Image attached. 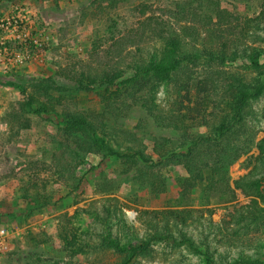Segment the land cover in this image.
Returning a JSON list of instances; mask_svg holds the SVG:
<instances>
[{"label": "rangeland", "instance_id": "374dc122", "mask_svg": "<svg viewBox=\"0 0 264 264\" xmlns=\"http://www.w3.org/2000/svg\"><path fill=\"white\" fill-rule=\"evenodd\" d=\"M263 2L0 0L45 33L36 60L0 68V225L18 230L0 264H205L186 240L215 264L264 262V91L239 113L228 93L264 81ZM219 10L235 36L212 43ZM221 44L225 62L202 51ZM210 128L240 157L227 184L189 185L174 155Z\"/></svg>", "mask_w": 264, "mask_h": 264}, {"label": "trees", "instance_id": "16d2710c", "mask_svg": "<svg viewBox=\"0 0 264 264\" xmlns=\"http://www.w3.org/2000/svg\"><path fill=\"white\" fill-rule=\"evenodd\" d=\"M235 19L236 18L232 17L231 14H229L228 12L225 11L216 12L215 17L212 18L213 23L211 22L213 28L211 29L209 28L210 26H208V31H206L208 33L207 35H205L207 40L210 39L212 40V43H214L215 41L221 39L225 31H228L226 32L228 35L235 36L233 31L234 29H232V25H234L233 23L235 22ZM257 20L260 19L256 18V21ZM206 50L207 51H205V49H202V51L205 52V56L215 55L213 53L216 54L219 53L218 54L219 57L217 56L218 59L223 62L227 61L225 56L226 46L224 44H221L220 48H216V50L214 48L213 49L209 48ZM200 58H202V56H200ZM148 67H150V69L143 70L142 76L139 80H136V82L134 80H131L133 86H138V84H140L142 81L144 84L146 82V77L149 75V72L152 69L155 72L156 71L161 72V69L158 68V66H150L149 64ZM116 78H117L116 75H113L112 78L107 80V83L109 84L115 83V80H117ZM196 87H197L196 88L197 95L205 94L210 91V88L207 86V83L205 81H198L196 83ZM214 89H215L214 87H211V91H213ZM234 91L235 92L229 90L228 93H229V97L232 98L233 108L239 113L245 108V105L249 100L257 99L262 94V92L264 91V81L258 79L254 84L246 86L245 88H238ZM189 94H191V90L189 91ZM202 98H203L202 100L204 101L205 97ZM203 101L202 102L197 101V103L195 104V108H197L200 105L201 107H205L203 108V110H205L206 112L208 109V105L205 104ZM83 122L87 124V122L84 119L77 116V118L73 120L74 123L73 125H82L84 124ZM211 133L215 134V138L214 137L212 138L210 136ZM222 134L223 132L219 131V129L212 128L211 130L210 128V130L206 131L205 133H199L197 138L192 137L191 140L189 141L190 142L189 146L186 148V152L174 155L178 157L179 163L185 165L188 173H194V175L186 181L187 184L190 185L193 183L195 184L202 182L204 183L205 181H214V180L220 182L221 184L223 183L227 184V180H226L227 170L231 166V164H233L238 159V157H240V153L239 154L235 153L234 158L228 157L229 156V154L227 153L228 149L221 148L219 146V141L222 139ZM214 139H216L215 142ZM211 142H214V145L211 146V148L214 146L217 147V151L215 153L210 152V149L200 150L201 143L207 144L209 146ZM155 153L158 154L160 159L163 160L166 159L165 155L158 153L156 148H155ZM211 154H213V157H211ZM107 155L115 156L116 159H120V157H122V155L114 151L113 152L108 151L107 154H105V156ZM180 158H182V161L180 160ZM192 165L193 167H191ZM151 188H153V186H151ZM147 243L148 241L141 244L136 249V251L144 252L146 250L145 248ZM186 243H187V249L196 256L197 255L201 256L205 264H215L208 254L198 250L196 246L192 244L191 241L186 240ZM232 264H264V262H261L259 260L239 259L233 262Z\"/></svg>", "mask_w": 264, "mask_h": 264}, {"label": "built area", "instance_id": "2783aa9c", "mask_svg": "<svg viewBox=\"0 0 264 264\" xmlns=\"http://www.w3.org/2000/svg\"><path fill=\"white\" fill-rule=\"evenodd\" d=\"M38 16L23 5H15L0 14V68L15 69L37 59L45 44V33ZM18 230L0 225V263L11 253Z\"/></svg>", "mask_w": 264, "mask_h": 264}]
</instances>
